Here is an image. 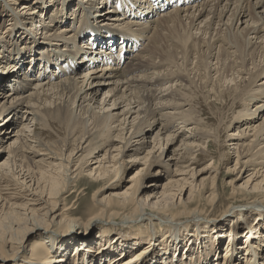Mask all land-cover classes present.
Returning a JSON list of instances; mask_svg holds the SVG:
<instances>
[{
	"label": "bare ground",
	"instance_id": "1",
	"mask_svg": "<svg viewBox=\"0 0 264 264\" xmlns=\"http://www.w3.org/2000/svg\"><path fill=\"white\" fill-rule=\"evenodd\" d=\"M38 1L29 15L39 24L43 40L29 35L32 45L24 39L21 45L10 41L13 51L0 42V63H9L0 82V145L9 141L0 160V264H68L66 254L94 247L93 231L109 232L113 222L148 241L151 235L141 222L154 229V217L172 223L168 225L200 220L172 227L177 230L168 227L161 235L164 256L157 254L150 264H186V255L190 264H218L220 249L213 251L202 238L212 239L214 245L216 238H227L222 264H230L231 258L237 264H264V252L261 261L253 257L264 249V231L249 225L248 219L254 210L258 217L264 213V116L255 124L256 117L244 110L256 98L260 104L254 106L255 113L264 107V82L257 85L264 76V0H99L109 6L106 18L119 14L107 27L117 39L93 25L102 10L89 9L83 0H58L53 5ZM200 100L220 107L212 112L220 121L229 113V123L240 118L246 126L225 135L227 152L233 146L236 157L231 170L236 177L227 182L229 201L216 218L210 211L220 200L217 166L210 163L196 170L192 165L207 156L208 143L219 150L226 140H220L219 131L211 134L199 128V112L181 111ZM240 108L244 111L239 113ZM12 117L14 134L2 137ZM229 123L221 125L227 130ZM53 125L63 134L57 143L42 137ZM156 128L149 142L147 135ZM178 139V148L168 156ZM127 164L140 167L123 189L110 190ZM155 165V177L146 187L145 177ZM157 173L166 176L161 185L154 184L160 181ZM244 173L248 174L242 177ZM81 183L85 186L79 190ZM94 185L98 187L92 206L84 218L75 217L71 209L79 199L67 205V198ZM201 195L209 211L200 205ZM241 227L245 245L238 253L232 242L238 241ZM187 232L192 236L189 248L173 263L170 256L176 258L180 243H173L169 254L167 247ZM32 240L34 251L27 257ZM49 242L59 243L57 258L42 253ZM196 244L202 252L192 260ZM242 252L244 263L236 259ZM150 254L143 250L127 259L124 255L118 260V255L107 261L93 254L87 258L88 264H148Z\"/></svg>",
	"mask_w": 264,
	"mask_h": 264
},
{
	"label": "rangeland",
	"instance_id": "2",
	"mask_svg": "<svg viewBox=\"0 0 264 264\" xmlns=\"http://www.w3.org/2000/svg\"><path fill=\"white\" fill-rule=\"evenodd\" d=\"M45 1L47 3H49V5H53V3H55L58 0H51L52 2L51 1L48 2L49 0H45ZM69 1L72 2V3L77 4L76 1L79 2V1H82V0H69ZM83 2L84 3H89V7H90L89 9H92L94 11H97V10L101 11L102 10V13L98 12V15H100V20L98 22H94L93 25L96 28L97 27H103L102 28V32L105 35H108V37L110 36L112 38L116 37V39H117L119 36L112 35V34L108 33V30H107L108 28L107 27H110V26L113 25L112 21L115 20V18H117L116 16H119V14H115V16H113L114 14L110 13V15L112 16L111 19L110 18H106L105 17V15H106L105 13L107 12V10H105V9H108L109 6H105L104 7L105 3H103V1H99V0L98 1H95V0H83ZM96 3H98V5ZM39 4H40V1H38V0H0V27H1L0 28L1 29L0 37H2L0 39V42H5L6 44H8V47H5L6 49H8L9 51L15 50V48H13L11 46L12 43L10 41H14V42H16L19 45H21L22 43H25L27 41L28 44L32 45L29 35L34 37L37 41H42L43 40L42 37H44V36L42 35L43 32H42L39 24L36 23V22L32 23L31 16L29 15V13L34 11L37 8V5H39ZM43 7H44V5H43ZM85 7H87V6L85 5ZM24 8H25V10L22 13L21 10L24 9ZM49 9H51L50 12H53L54 7L51 6ZM154 10H156V9H154ZM150 16L154 17L155 15L153 13V15L151 14ZM43 17H44V19L42 18V22L45 21L46 16H43ZM129 19L130 18H128V20ZM92 23H93V20H92ZM95 33H97V32H95ZM23 39L26 40V41L22 42L21 40H23ZM7 42H10V43H7ZM140 46L141 45L139 44L138 47L141 48ZM21 48H24V46H21ZM102 49H103V51L107 50V47H102ZM119 55H123L121 57V59L124 61V59H125L124 53L120 52ZM8 64L9 63L6 60L5 61L3 60L0 63V78H2L0 82H2V83H3V79L6 78L5 72L9 71L7 69L5 70V68L8 66ZM53 71L54 70H52V73H53ZM261 82H264V76L260 78V80L257 82V85H259ZM106 90H107V88L104 87V89L102 90L101 93L103 94V92H105ZM100 98H101V96L99 97V99ZM259 104H260L259 103V99L256 98L255 101H253L250 105H248V106H246L244 108V110L245 109L249 110V112H250V114L248 115L249 117H256V120H254L255 124L260 123L261 120L258 119V118H262L264 116V114H263L264 107H263V109L261 108L262 110H261L260 114L255 113L254 106L255 105H259ZM219 109H220L219 106H217V105H215L213 103L211 105L207 104V103L205 104L203 102V100L197 101L196 103L195 102H191V104L184 105L182 107V109H181V111L183 113H185V114H188V113H186L187 111L192 113V114H193V111H195L196 113L199 112L200 113L199 116L201 117V125H200L199 128H205L206 130H210L212 132L211 134H213L214 131L215 132L219 131L218 134H219L220 140L221 141L222 140H226V142H224L225 144L222 146V149L219 148V150L217 148H215L216 146L212 142H211L212 144L208 143L207 156L198 157V161L195 164H193L194 166L192 165V168H195L196 170H200V169L204 168V166H206V165L209 166V165H211L210 163H213L214 164L213 167H215V164H216L217 169L219 171V174L217 175L216 185L218 186V194L220 196V200L217 203L216 208L210 211V216H212V218H216L214 216L219 215L220 211L223 209L224 205L227 203V201H229L228 198H229V195H230V186L227 185V182H229L230 180H232L233 178L236 177V173H233V171H231L234 168V163H235L236 157H235V154H234V152L232 150L233 146L228 148L229 150L227 152L226 146L228 144H230V143L228 142V138L225 139V135L227 133L229 134L230 132L234 131L235 128H237V126H240V128H245L246 127V126H243V121L240 122L241 121V120H239L240 118L239 119H234L233 121H231L229 123L228 121H230L231 120L230 118L232 117V115H230L229 113L224 114L222 119H221V121H220L218 118H216V117H214L212 115L213 111H215V110L217 111ZM241 110H242V108H240L238 110L239 113H240ZM244 110H242V112ZM167 111L170 112V113L172 112L170 110H167ZM167 111H165V112H167ZM238 111H235V112H238ZM223 118H224V120H223ZM11 120H10L11 123L9 125L5 126V129H4L3 133L1 134L2 137L11 136L12 134H14L13 131H14V128H15L14 127V123L16 121V118L12 117ZM235 122H238L239 125H236ZM228 123L231 126L226 130L224 127ZM221 124L222 125L224 124V127H222ZM57 128H58L57 126L53 125L52 127H50L48 129V131L46 133L44 132V134H42V137H44L45 140L51 141V142H54V143H57L58 141H61L62 137H63V134ZM157 128H158V126H157ZM157 128L154 129L152 132H150L149 135H147V137H148L147 140L149 142L151 141L152 136L157 131ZM30 130L33 131L34 127H31ZM215 132H214V134H215ZM4 133H5V135H3ZM250 135H252V133L249 131L248 132V137ZM213 136H215V135H213ZM235 139L236 138H234V140ZM209 140H207V141H209ZM249 140H251V138H249L248 141ZM148 141H147V143H148ZM179 141H180V139H178L176 143L172 144L169 147L168 156H171L173 151H175L178 148L177 146L179 144ZM248 141L246 140V143ZM8 143H9V141H7V139H4V141L0 145V147H2V148H0V151H2V149L5 148V146ZM165 147H167V146H165ZM105 149H106V147H104L102 150H105ZM220 151H221V153L224 152L223 153L224 157H223V159H221V161H218L219 158H220V155H219ZM2 154H4V156H2V158L0 157V160L5 158V154L6 153L5 152L3 153V151H2ZM127 160H129L128 157H125L124 161H127ZM139 167H140L139 164H135V165L127 164L125 170L114 181V185L115 186L110 188V190H116V189L121 190V189H123L126 185H128L127 181L130 179V177L133 175V173ZM155 167H157V165L152 166L151 169H150V172H149L150 174H148L145 177L146 181L144 180V186L147 187V185L150 184L153 181L155 176L154 175L152 176L151 174H152V172L155 171ZM252 168H254V165L249 167V169H252ZM173 170H174V163L172 162L171 165H170V171H173ZM207 174L208 173H206L205 175H207ZM247 174L248 173H244L242 175V177H245ZM157 176L160 177V181L156 182L154 184L161 185L164 182V177L166 178V176L163 175L162 173H157L156 177ZM243 179H245V178H243ZM243 179L240 180V183L243 182ZM209 182L210 181H207V183L204 186L206 188L205 191L209 190L208 189V187L210 185ZM84 184H82V183L79 184V190H80L81 187L85 186ZM90 184L88 183V185H90ZM97 187L98 186L94 185V186H92V188H90V190L85 191L84 194H81L79 196H77L78 193L76 195L72 194V195H70L67 198V200H66L67 205H70V204L73 203V201H75L76 199H79L77 201L76 209L75 210L71 209V211H73V213L75 214V217L84 218L86 212L92 206V203H93V196L92 195H93V192L96 190ZM73 190H75V188H73ZM157 190H159V188ZM199 199H200V205L202 207H205L204 210L205 211L206 210L209 211V208H210V205H208L209 203L208 204L204 203L202 195H201V197ZM255 214L258 215V212H256L254 210V211H252L251 216L248 217L249 225L252 224V226H255V227L261 226L260 232L262 233L264 231V229H263V227H264V222H263L264 221V213H262V214L260 213L259 217L256 216ZM154 218H155L154 219V221H155L154 229H153V225L151 226V224H149L147 221L141 222V225L145 229L146 228L148 229L147 232L151 235V238H149L148 241H150L152 239V241H151L152 244L148 243V241H146L147 238L145 236H142L140 238L139 237L136 238V236L133 235L132 233H130L129 230H123V228L120 227V226L124 225L123 223L113 222V223L110 224V227H112L113 230H111L109 232H106L104 230L93 231V240H95L97 242L96 244H94V247L88 248L86 246H83L81 249L74 250L75 252L70 251L68 254H66V256L64 258H66V261H67L68 264H88L89 260H88L87 257L89 255H92V254L96 255V256H101L103 259H106L108 261V260H111V258H113L115 256H118V255H120L118 260L122 259L124 257V255H126L125 258L127 259V258L135 255V253H139V252H141L143 250H146L147 254L151 253L149 258L146 260V262L148 264H150L152 262V260L156 257V255L157 254H161L162 253L161 251H164V249H165V246L161 245V243H163L162 240L164 239V236H165V233H163V232L166 229H168V230H169V228L175 229V228H172L173 226L176 227V228L183 227V226H185L187 224H194L195 221L200 220V219H193V220H189V221H187L185 223V222H183L184 220L181 219L180 222L176 223L175 225H168V224H172V223L164 224V220L158 219L157 217H154ZM177 221H179V220H177ZM216 221H218V219ZM204 223L207 224V225L211 224L208 221L207 222L205 221ZM158 230H159L160 234L154 235V232H156ZM175 230H177V229H175ZM224 230H225V228H224ZM245 232L246 231L243 230V227L239 228L238 233H237L238 241L237 242H235V241L232 242L233 250L234 249L238 250L241 246H243V244L245 242V237H244L243 234ZM162 234H164V236L161 237ZM188 234H190V232H187L186 235H185V233H181L179 235L178 239L176 238L175 240H173L170 243V245H168L167 253L169 254L174 249V246L172 244L173 243L174 244L180 243V244H178V247H177L178 248V252H177V255H175L176 258H173L171 260L172 255L170 256V261H173V263L177 261V256H178V259L179 258L182 259V257H183L182 255L184 253H186V250H188V248H189L188 245L192 241L191 238H190L192 236H190ZM234 234H235L234 232L231 233V238H233ZM188 239H189V242H187ZM202 240L206 241V242L208 241L207 245L213 251L215 249H220L221 253L219 254V257H218L219 261L217 263L218 264H222V262H223L222 261V256H223L225 247L227 246V243H228L227 238H223L222 240L216 238V240H217L216 245H214L215 242H213L212 239L202 238ZM166 241H168V238L166 239ZM199 241L200 240L198 239V242ZM35 242H36L35 240H32V242L30 244V247L29 246L27 247V249H28L27 254H26L27 257L30 256L32 250L34 251V246L33 245H34ZM219 243H220V245H218ZM58 244H55V246H54V245H50V242L47 243L46 245L47 246L50 245V246L47 247V251L46 252H42V253L46 254V256H50V257L52 256L54 258H57L60 255L58 253L59 250H57ZM193 244H195V243H193ZM234 245H236V246H234ZM198 246H199V249H197ZM185 247H186V249H185ZM200 247H201V245H198V244L193 246V249H194V252H195L196 255L193 256L192 260L200 257V252H202ZM251 252H255V250L254 251L251 250ZM256 252L254 253L253 257H256L259 261H261V257H262V254L264 252V249L261 248L260 252H258V251H256ZM75 253H76V255H74ZM238 253H239V250H238ZM207 254L209 255V253H207ZM75 256H76V258L74 259ZM161 256L163 257L164 255L161 254ZM185 257H188V255L184 256V258L182 259V260H184V263L186 261L187 262L186 264H190L188 262V260H185ZM243 257H244V255H243V252H242V253L237 255L236 259H241L242 262H243ZM230 262H231L230 264H237L238 261L237 260L235 261V259L231 258ZM9 264H14V262L11 261ZM29 264H41V262H36L35 261V262L29 263Z\"/></svg>",
	"mask_w": 264,
	"mask_h": 264
}]
</instances>
